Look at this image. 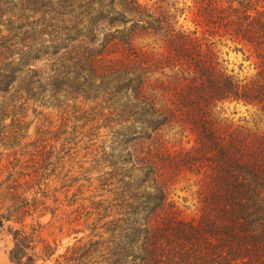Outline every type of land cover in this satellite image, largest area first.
I'll return each mask as SVG.
<instances>
[{
	"label": "trees",
	"instance_id": "16d2710c",
	"mask_svg": "<svg viewBox=\"0 0 264 264\" xmlns=\"http://www.w3.org/2000/svg\"><path fill=\"white\" fill-rule=\"evenodd\" d=\"M138 1L0 0V119L47 97L109 133L101 161L117 191L101 217L107 238L68 249L63 262L264 264V0H189L200 36ZM207 35L247 47L254 73L224 69ZM137 39L150 44L135 49ZM233 102L254 110L252 128L217 116ZM174 127L190 149L167 147ZM182 173L197 179L188 220L167 193V176ZM22 247L15 239L11 256Z\"/></svg>",
	"mask_w": 264,
	"mask_h": 264
},
{
	"label": "rangeland",
	"instance_id": "374dc122",
	"mask_svg": "<svg viewBox=\"0 0 264 264\" xmlns=\"http://www.w3.org/2000/svg\"><path fill=\"white\" fill-rule=\"evenodd\" d=\"M138 3L148 8L161 7L176 17L183 30L197 29L201 35V28L192 23L191 1ZM21 15L29 21L42 16L41 12ZM4 19L0 21L3 36L7 35ZM205 38L206 45L228 72L239 78L254 73L247 47L216 36ZM147 44V39H137L133 47L141 50ZM1 74L8 75V68L4 67ZM14 106L21 108L0 119V264H64L62 256L68 249L99 241L101 236L107 238L103 225L108 219L101 217L109 213L108 208L106 213L104 209L110 206L117 191L113 181L106 182L110 169L101 161L111 153L109 133L104 128L92 133L89 121L75 119L79 114H72L69 109L64 116L65 108L55 106L47 97L34 107L21 102ZM84 108L88 110L89 106ZM216 113L229 123L247 128H252L257 120L253 109L234 102L219 105ZM185 136L176 127L164 131L170 150L190 149L191 136ZM196 180L189 173L174 179L167 176L168 197L175 202L179 216L187 220L195 215ZM147 187L143 190L151 192ZM15 239L24 247L12 255L16 257L12 262Z\"/></svg>",
	"mask_w": 264,
	"mask_h": 264
}]
</instances>
